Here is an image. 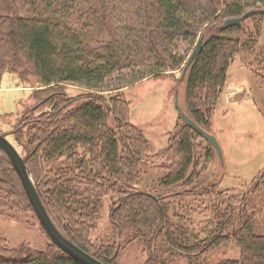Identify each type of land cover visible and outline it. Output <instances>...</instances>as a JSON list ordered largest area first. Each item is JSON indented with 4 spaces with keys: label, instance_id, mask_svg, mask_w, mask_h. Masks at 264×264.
Returning <instances> with one entry per match:
<instances>
[{
    "label": "trees",
    "instance_id": "obj_1",
    "mask_svg": "<svg viewBox=\"0 0 264 264\" xmlns=\"http://www.w3.org/2000/svg\"><path fill=\"white\" fill-rule=\"evenodd\" d=\"M251 10L250 31L245 20L242 27L218 29ZM262 10L264 0H0V81L8 72L22 82L34 77L39 87L9 135L65 237L105 264H117L118 252L133 241L146 254L143 264H176L230 240L239 258L217 264H264V236L254 231L264 204L253 202L264 194V174L240 194L204 182L209 155L181 120L155 155L168 162L165 174L150 190L138 189L149 142L128 121L121 93L143 79L181 72L203 37L186 73L185 96L187 115L208 132L234 55L254 49L255 57H264V47L256 46ZM63 85L87 92L76 101ZM109 194L111 234L100 243L91 235ZM2 209L34 214L0 151V213L6 214ZM48 241L43 250H31L0 237V264H80Z\"/></svg>",
    "mask_w": 264,
    "mask_h": 264
},
{
    "label": "rangeland",
    "instance_id": "obj_2",
    "mask_svg": "<svg viewBox=\"0 0 264 264\" xmlns=\"http://www.w3.org/2000/svg\"><path fill=\"white\" fill-rule=\"evenodd\" d=\"M252 27L253 22L245 20L244 29L250 31ZM259 27L258 50L264 47V20L259 21ZM263 62V55L255 57L254 49L252 52L242 49L234 55L227 68L224 87L212 111L208 131L220 146L222 163L208 142L201 137L197 139L200 148L209 155L202 170V180L206 183L216 182L220 190L240 194L251 187L257 176L264 174ZM180 77L181 72L175 71L172 76L146 78L121 90L122 97L129 102L128 121L139 127L149 142V162L136 186L140 190H150L166 172L168 162L155 155L167 146L169 137L177 129L175 125L181 123L176 103L187 113L185 79L181 81ZM37 84L34 77L27 76L22 82L15 74L8 72L1 78L0 133L8 134L7 139L11 143H14L9 135L12 126L20 122L23 110L32 105L29 96L39 89ZM62 89L76 101L87 92L78 85H63ZM114 94L101 95L107 97ZM111 200L110 194L102 197L99 216L91 235L92 240L100 243H104L111 234L108 218ZM253 202L262 206L264 194L256 195ZM2 210L7 212L0 213V237L6 239L11 247L43 250L48 245V238L33 213ZM254 231L264 236V206L257 215ZM239 256L238 245L230 240L208 255L192 258L191 261L183 258L176 264H217L226 259H238ZM145 260L146 254L138 241L125 245L116 256L117 264H143Z\"/></svg>",
    "mask_w": 264,
    "mask_h": 264
},
{
    "label": "water",
    "instance_id": "obj_3",
    "mask_svg": "<svg viewBox=\"0 0 264 264\" xmlns=\"http://www.w3.org/2000/svg\"><path fill=\"white\" fill-rule=\"evenodd\" d=\"M255 10H251L240 17H234L227 19L222 25L218 27L219 30H223L229 27H242V22ZM264 12V10H262ZM203 47V37H200L193 51L189 55L182 71L180 80H184L186 73L192 63L196 60L199 53ZM176 107L179 116L184 124L190 127L195 133H197L201 138L208 142L215 150L219 160L222 163V152L220 146L218 145L216 139L207 131L202 129L198 124H196L188 115L185 113L176 103ZM0 151L5 155L12 168L17 173V176L21 182V185L25 191L27 199L32 207L35 217L51 240V242L65 254L79 262L80 264H105L98 259H96L91 254L79 248L73 242H71L67 237H65L60 230L56 227L52 219L50 218L39 194L34 184V181L29 173L25 160L20 155L15 146L7 139V137L0 133ZM151 198L157 200V198L151 194H147Z\"/></svg>",
    "mask_w": 264,
    "mask_h": 264
}]
</instances>
